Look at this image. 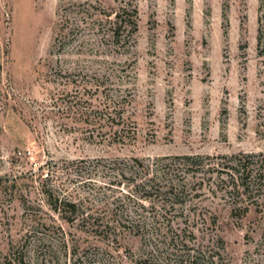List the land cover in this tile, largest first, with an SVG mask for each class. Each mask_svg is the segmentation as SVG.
Here are the masks:
<instances>
[{
  "label": "rangeland",
  "instance_id": "obj_1",
  "mask_svg": "<svg viewBox=\"0 0 264 264\" xmlns=\"http://www.w3.org/2000/svg\"><path fill=\"white\" fill-rule=\"evenodd\" d=\"M241 154L264 162V0H0V264H264V191L245 215L200 173L155 218L103 166ZM58 198L94 220L138 210L142 228L65 222Z\"/></svg>",
  "mask_w": 264,
  "mask_h": 264
},
{
  "label": "trees",
  "instance_id": "obj_2",
  "mask_svg": "<svg viewBox=\"0 0 264 264\" xmlns=\"http://www.w3.org/2000/svg\"><path fill=\"white\" fill-rule=\"evenodd\" d=\"M137 16L138 9L131 3L117 12L113 31L118 42L121 41L125 32H128L130 36L129 33L132 30H129V27L133 29V32L135 31ZM255 158V155L241 154L239 157H224L225 161L214 164L212 160L215 158L210 156L186 155L160 159L163 163H156V165L133 158L126 161H107L103 166L112 177L107 187L112 190L119 189L125 200L130 201L129 206L146 208V202H150L152 210L157 211L155 218L164 217L170 211L177 210L179 205L185 203L188 196L204 187V180L196 181L200 173L211 174L215 184L219 179L216 186L225 189L232 197L233 204H236L235 209H243L244 214L247 215L251 205H261L264 191V162L260 165V160L256 161ZM123 186L127 187L126 191ZM245 197L252 199L253 202L242 208L239 203ZM54 203L55 211L62 215L65 222L75 224L82 220L85 226H90L95 232L127 229L139 231L142 228L141 220H137L140 215L138 210H130L135 217L128 216L123 220H106L105 218L94 220L93 216L85 218V210L76 201L58 198ZM123 204L127 205V203ZM3 264L28 263L24 254L21 253L6 258Z\"/></svg>",
  "mask_w": 264,
  "mask_h": 264
}]
</instances>
